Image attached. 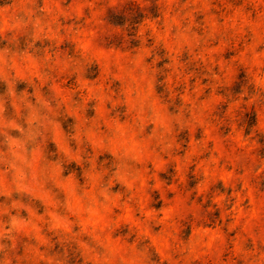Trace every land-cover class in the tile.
I'll list each match as a JSON object with an SVG mask.
<instances>
[{"label":"clouds","instance_id":"1","mask_svg":"<svg viewBox=\"0 0 264 264\" xmlns=\"http://www.w3.org/2000/svg\"><path fill=\"white\" fill-rule=\"evenodd\" d=\"M245 11L251 14L225 19L211 11V0H146L144 6L83 0L62 10L54 0H0L12 30L31 29L23 50L0 49L6 86L0 92V264H27L18 248L35 253L37 264H163L149 247L161 224L172 229L167 237L181 258L206 249L207 230L217 225L231 234L230 217L248 200L246 177L264 174V157L246 167L249 141L264 133L258 136L243 119L235 122L237 132L225 118L226 106H264V50H257L264 39L256 11ZM19 12L24 15L17 18ZM60 16L68 25L63 39ZM241 33L249 54L241 63L257 70L245 71L232 87L223 78L226 62L213 61L209 50L219 55ZM16 41L13 36L8 44ZM97 48L111 56L98 60ZM18 61H40L43 68L20 94ZM57 70L93 82L88 103L73 93L70 107L63 106L54 89ZM98 75L107 88L96 87ZM217 96L222 102L215 103ZM225 145L239 154L226 159ZM260 184L264 190V178ZM182 186L188 196L181 203L208 198L202 207L210 223L195 234L191 209L183 212L179 235L182 210L161 196H178ZM221 209L227 216L216 215ZM124 240L128 247L120 246ZM239 264H264V256H246Z\"/></svg>","mask_w":264,"mask_h":264},{"label":"rangeland","instance_id":"2","mask_svg":"<svg viewBox=\"0 0 264 264\" xmlns=\"http://www.w3.org/2000/svg\"><path fill=\"white\" fill-rule=\"evenodd\" d=\"M6 3H12L13 0H5ZM17 3H20L21 0H16ZM83 0H54V8L64 9L68 5H76L82 3ZM168 0H161L162 5L167 4ZM134 3H139L141 6L146 4V0H134ZM245 9H254L256 15L254 22L259 26V32L261 38L264 39V0H211V11L219 13L227 19L230 16L235 15L237 12H241L244 15H250V11H245ZM87 14V9L83 10ZM162 11L166 9L162 8ZM158 14V13H154ZM23 12L17 13V18L22 17ZM57 21L61 24L62 31L59 36L60 39L65 38L67 33L63 31L68 25L63 21V17H57ZM12 21L11 17L3 12H0V49L4 48L6 45L9 47H16L18 50H23L26 47V32L30 34L31 29L27 30H12ZM146 27H149L151 30H155L156 25L149 22ZM55 31V28H53ZM247 30H245V33ZM245 33L237 34L235 38L230 40V43L227 45V50L221 52L217 55L215 52L209 50V54L213 61H223L226 62L227 67L224 70L223 78L227 81L229 86L235 87L233 81L243 78L244 72L249 71L251 73L256 72V68L248 65L247 63H241L245 56L249 55L244 48L243 40L247 39ZM13 36L17 37V41L13 44H8V41L12 39ZM53 46L58 45V51L63 49V44H60L56 37L51 38ZM249 44L251 40L248 41ZM49 41L45 40L44 44L47 45ZM84 47H88L91 43L89 40H85ZM40 42L37 41V46ZM258 51L264 50V43L260 44ZM66 51V50H65ZM36 55H42V50ZM95 57L99 60L104 57L111 56V52L106 51L101 48H97L94 52ZM117 62H119L120 53L116 54ZM264 63V61H262ZM17 79L21 82H18L16 85L17 93H24L28 90V83L25 81L32 82L35 80L37 73L43 71V68L40 64V61H37L36 64H33L28 61L17 62ZM215 71L219 72L218 66L214 68ZM54 89L58 94L60 101L63 103V106L68 109L70 107L71 100L73 99V93L78 94L79 101L81 103L89 102V93L92 89L89 85L93 82L88 81L87 79L73 81L67 78V73H64L62 70H57L54 77ZM173 80L175 78L173 77ZM206 84L207 81H204ZM97 88H107L108 85L104 82L102 75H98L97 81L95 82ZM40 87L47 91L46 85L43 83L40 84ZM5 84L0 81V92L5 91ZM223 97L217 96L214 97L215 103L222 102ZM214 111V108L210 109ZM254 112H259L260 115L257 117L253 115ZM101 114H103V109H101ZM77 120H82L84 114L82 112L75 113ZM226 120L233 122L232 127L236 129L237 132L240 131L239 124L235 123L241 119L246 120L249 124V127H254L257 135L264 133V106L259 108H254L249 104H240L232 105L231 107L226 106ZM248 129L245 128L244 134H247ZM60 135L57 132V137ZM213 139V137H209ZM211 147V143L208 145ZM249 151L248 159L246 161V167L251 166L253 162H259L261 157H264V137H260L258 142L249 141ZM61 147L63 145L61 144ZM223 151L227 153L226 159L228 157H233L238 155L239 152H233L231 148H228L226 145L223 148ZM264 178V174H261L260 177H256L249 173V176L246 177L248 188V200L245 201V205H242L241 211L237 212L235 215L230 217L229 229L231 234H228L220 228L217 227L207 230L209 235L205 237L206 249L203 247L197 248L194 250L192 257H178L174 254L177 251L172 241L168 239L167 233L172 231L166 225L161 224L160 228H157L152 234L151 239L152 243L149 247L153 252L158 251L160 258L163 261V264H239L240 261L246 256L255 257L257 254L264 256V190L261 189L260 181ZM188 187H194V185L189 184ZM179 195L174 197H168L163 191L161 196L165 201L172 199L174 206L182 210L181 217L177 218L175 231L179 235H183V224L181 220L183 218V212L187 209H191V212H188V215H192V234L198 233L204 229H201L199 225L210 223L208 216L203 214L205 209L202 207L204 200L208 198L205 197L204 200H194L191 203H181L188 196L187 189L181 187L178 189ZM251 201V203H248ZM22 215H26L22 213ZM217 216H227V212L224 209H221L216 213ZM128 218L127 212L125 213V219ZM160 233V235H157ZM139 235V233H138ZM26 239V238H23ZM167 242L170 247H166L164 242ZM120 246L128 247L129 244L126 240L122 241ZM44 249L41 248L40 251ZM17 257L24 258L27 261V264H37L36 255L32 252H27L23 248H18ZM13 264H16V260L13 261Z\"/></svg>","mask_w":264,"mask_h":264}]
</instances>
